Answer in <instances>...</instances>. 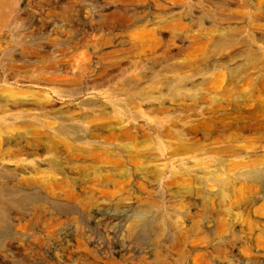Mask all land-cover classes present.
Returning <instances> with one entry per match:
<instances>
[{"label":"rangeland","instance_id":"obj_1","mask_svg":"<svg viewBox=\"0 0 264 264\" xmlns=\"http://www.w3.org/2000/svg\"><path fill=\"white\" fill-rule=\"evenodd\" d=\"M0 202V264H264V0H6Z\"/></svg>","mask_w":264,"mask_h":264},{"label":"bare ground","instance_id":"obj_2","mask_svg":"<svg viewBox=\"0 0 264 264\" xmlns=\"http://www.w3.org/2000/svg\"><path fill=\"white\" fill-rule=\"evenodd\" d=\"M6 0H0V6L5 4ZM99 122V121H98ZM118 125V124H117ZM105 126V125H104ZM118 130V129H116ZM45 132L39 133V134H34V136H38L40 134H43ZM134 132L131 128L130 125H123L121 126L120 130L118 132H112L110 133L107 137L109 140H117V139H122V140H127L128 142L134 138ZM105 135V133H104ZM47 137V136H46ZM105 139V138H104ZM12 142V141H11ZM25 147L21 145L20 143L16 144V151L14 152L15 155H19L24 153ZM47 151H53L54 150V143L50 142L48 147H46ZM70 153V152H69ZM31 154V153H30ZM29 154V155H30ZM95 155V154H94ZM70 158V157H69ZM106 158V157H105ZM93 161V160H92ZM47 164V163H46ZM15 168V167H14ZM26 169V168H25ZM23 171V170H22ZM20 172V171H19ZM26 173V172H24ZM33 177V176H32ZM30 180V179H29ZM31 183V182H30ZM1 203V202H0ZM2 263V262H1Z\"/></svg>","mask_w":264,"mask_h":264}]
</instances>
